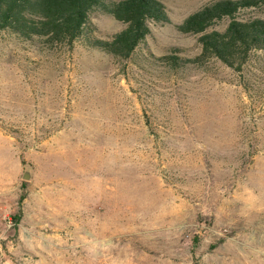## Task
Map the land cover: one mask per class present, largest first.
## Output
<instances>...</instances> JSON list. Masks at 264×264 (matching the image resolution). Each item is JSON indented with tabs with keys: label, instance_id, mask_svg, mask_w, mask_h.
<instances>
[{
	"label": "rangeland",
	"instance_id": "374dc122",
	"mask_svg": "<svg viewBox=\"0 0 264 264\" xmlns=\"http://www.w3.org/2000/svg\"><path fill=\"white\" fill-rule=\"evenodd\" d=\"M161 1L176 24L212 0ZM174 48L200 52L172 25L126 62L0 34V264H264V76Z\"/></svg>",
	"mask_w": 264,
	"mask_h": 264
},
{
	"label": "trees",
	"instance_id": "16d2710c",
	"mask_svg": "<svg viewBox=\"0 0 264 264\" xmlns=\"http://www.w3.org/2000/svg\"><path fill=\"white\" fill-rule=\"evenodd\" d=\"M263 9L264 0H212L172 24L161 0H0V34L44 49L79 43L126 62L145 45L151 28L172 25L177 34L196 37L200 52L181 58L174 48L160 58L165 67L176 71L214 59L233 71L248 93L256 73L264 76V18L256 15ZM100 16L121 29L96 37L92 20ZM259 108L264 114V106ZM11 220L18 224L20 209Z\"/></svg>",
	"mask_w": 264,
	"mask_h": 264
},
{
	"label": "water",
	"instance_id": "95a60500",
	"mask_svg": "<svg viewBox=\"0 0 264 264\" xmlns=\"http://www.w3.org/2000/svg\"><path fill=\"white\" fill-rule=\"evenodd\" d=\"M29 177H30V172H29V171H26V172L23 174V176H22L23 180H28Z\"/></svg>",
	"mask_w": 264,
	"mask_h": 264
}]
</instances>
